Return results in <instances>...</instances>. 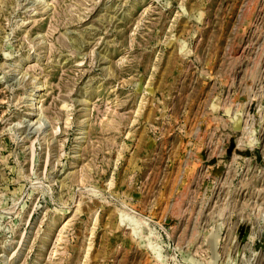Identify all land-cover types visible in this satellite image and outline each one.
Masks as SVG:
<instances>
[{
  "label": "rangeland",
  "instance_id": "rangeland-1",
  "mask_svg": "<svg viewBox=\"0 0 264 264\" xmlns=\"http://www.w3.org/2000/svg\"><path fill=\"white\" fill-rule=\"evenodd\" d=\"M0 264H264V0H0Z\"/></svg>",
  "mask_w": 264,
  "mask_h": 264
}]
</instances>
